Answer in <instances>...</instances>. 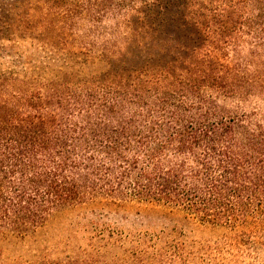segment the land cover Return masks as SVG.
Wrapping results in <instances>:
<instances>
[{
    "label": "trees",
    "instance_id": "obj_1",
    "mask_svg": "<svg viewBox=\"0 0 264 264\" xmlns=\"http://www.w3.org/2000/svg\"><path fill=\"white\" fill-rule=\"evenodd\" d=\"M1 4V37L65 43L86 23L104 37L105 18L133 9L131 0ZM234 6L232 39L195 49L183 70L140 69L126 96L88 85L28 93L0 76V234L110 200L179 210L227 229L239 250L263 251L264 114L247 104L264 98V0Z\"/></svg>",
    "mask_w": 264,
    "mask_h": 264
},
{
    "label": "rangeland",
    "instance_id": "obj_2",
    "mask_svg": "<svg viewBox=\"0 0 264 264\" xmlns=\"http://www.w3.org/2000/svg\"><path fill=\"white\" fill-rule=\"evenodd\" d=\"M131 2L124 16L103 20L104 37L89 33L87 23L66 35V43L0 33V76L28 93L88 85L126 96L140 69L183 70L195 49L208 41L223 46L235 35L237 0ZM247 107L264 114V98ZM232 238L227 229L198 223L179 210L98 200L54 213L38 228L0 234V264H172L174 254L173 264H184L182 256L187 264H207L206 258L264 264V250H239Z\"/></svg>",
    "mask_w": 264,
    "mask_h": 264
}]
</instances>
